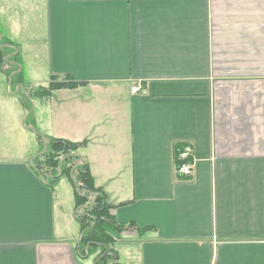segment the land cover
Returning <instances> with one entry per match:
<instances>
[{"label": "crops", "instance_id": "0c3cea01", "mask_svg": "<svg viewBox=\"0 0 264 264\" xmlns=\"http://www.w3.org/2000/svg\"><path fill=\"white\" fill-rule=\"evenodd\" d=\"M0 51V264L98 262L78 164L34 167L56 138L121 225L116 263L264 264V0H0Z\"/></svg>", "mask_w": 264, "mask_h": 264}, {"label": "trees", "instance_id": "16d2710c", "mask_svg": "<svg viewBox=\"0 0 264 264\" xmlns=\"http://www.w3.org/2000/svg\"><path fill=\"white\" fill-rule=\"evenodd\" d=\"M0 57L4 61L5 56L2 51H0ZM62 85L63 82L53 83L49 89ZM78 146L79 143L73 141L59 138L50 139L49 151H44V155H39L34 162V167L44 175L56 178L61 172L70 173L71 169L78 164V170L72 172V175L79 181L77 201L83 231L82 242L87 243L85 245L101 247L97 264H118L115 261L116 253L111 248V244L116 238L114 231L119 232L121 225L113 218L110 205L106 201L104 193L95 185L88 165L82 162L79 155L75 154ZM48 158L51 162L50 166L55 165L56 167H54L55 173H47L43 170L42 163ZM60 162L62 163L60 164ZM64 163L65 166L62 167Z\"/></svg>", "mask_w": 264, "mask_h": 264}, {"label": "built area", "instance_id": "2783aa9c", "mask_svg": "<svg viewBox=\"0 0 264 264\" xmlns=\"http://www.w3.org/2000/svg\"><path fill=\"white\" fill-rule=\"evenodd\" d=\"M142 88L139 85L132 86L133 92H139ZM180 163L177 165V171L182 177L191 176L196 165L194 149L192 145L184 146L179 152Z\"/></svg>", "mask_w": 264, "mask_h": 264}, {"label": "rangeland", "instance_id": "374dc122", "mask_svg": "<svg viewBox=\"0 0 264 264\" xmlns=\"http://www.w3.org/2000/svg\"><path fill=\"white\" fill-rule=\"evenodd\" d=\"M2 54H3V56H5L4 54H5V52H3L2 51ZM3 60H4V62L3 61H1V57H0V62H3L2 63V67H4V70H6L7 69V62L5 61V59L3 58ZM13 84H14V82H13ZM62 162H60V164H61ZM51 165V162H49V158L45 161L44 160V162L42 163V167H43V170H45L47 173H55V169H54V167H55V165H53V166H50ZM64 165H65V163H64ZM56 168V167H55ZM59 169V168H58ZM86 222H87V220H86ZM114 234L115 235H118L119 236V233L117 232V231H114ZM85 244H87V243H85ZM116 246H117V248H121L122 247V241H120V242H117L116 243Z\"/></svg>", "mask_w": 264, "mask_h": 264}]
</instances>
